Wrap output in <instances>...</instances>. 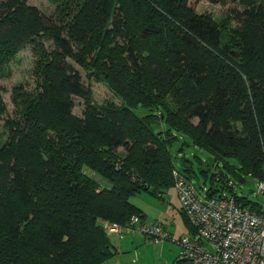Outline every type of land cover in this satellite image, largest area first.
<instances>
[{"label": "trees", "instance_id": "trees-1", "mask_svg": "<svg viewBox=\"0 0 264 264\" xmlns=\"http://www.w3.org/2000/svg\"><path fill=\"white\" fill-rule=\"evenodd\" d=\"M55 2L48 17L27 0L0 1V73L27 43L37 57L35 89H13L23 120L0 147V264H103L111 228L136 231L126 228L133 216L147 224L132 198H163L174 170L195 186L201 173L209 196L231 180L244 189L246 176L264 179V2L236 10L235 27L189 0ZM73 63L120 103L97 104ZM160 122L168 129L157 131ZM179 134L208 159L183 156L178 167Z\"/></svg>", "mask_w": 264, "mask_h": 264}, {"label": "rangeland", "instance_id": "rangeland-1", "mask_svg": "<svg viewBox=\"0 0 264 264\" xmlns=\"http://www.w3.org/2000/svg\"><path fill=\"white\" fill-rule=\"evenodd\" d=\"M2 1V0H0ZM190 4L197 12L202 15L210 16L219 25L227 24L228 26L235 27L234 12L236 10H243V4H250L252 0H189ZM258 2L264 0H257ZM30 5L37 6L45 16L50 17L53 15L56 2L55 0H27ZM45 44L49 47L52 43L47 38L44 39ZM32 43H27L8 64L7 72L0 73V87L2 89V98L4 104V112L0 118V147L13 138L12 125L15 121L21 122V108L12 100L14 87H20L22 91L28 93L33 91L36 87L37 76L35 73V64L37 62L36 55L33 54ZM73 65L81 71L84 77L86 86H90L93 92L94 100L97 104H104L108 101L120 103L119 99L112 93L104 82L90 81L87 78L86 72ZM9 74V75H8ZM75 107L74 113L81 115L84 105L83 99L74 98ZM137 114L144 116L148 110L141 105L134 108ZM197 122V120H195ZM154 128L157 131L166 130L168 126L165 123H156ZM174 157L178 155L175 162L178 167H181L180 160L183 156L192 158L195 165L198 166V158L202 157L208 159L207 155L202 148L192 144L188 135L179 134V139L171 147ZM199 156V157H198ZM198 157V158H197ZM231 168V167H230ZM199 171V167L196 169ZM105 186L111 185L107 179H104L97 173L88 172ZM200 173V172H199ZM203 175L200 173L199 179H194L196 187L203 184ZM247 182L244 184L243 192L245 196L253 201H259L264 205V195L258 194L257 181L249 176H246ZM262 180V178H259ZM239 181V179H236ZM206 185L209 186V183ZM207 187V186H206ZM175 188H170L167 191L165 199L154 198L147 192H142L140 195H145L149 199L144 204L145 211L147 212L146 219L149 223L152 220L163 224L164 228L168 231L169 238L165 240H156L148 238L143 233L134 230L124 231H109V237L113 245V254L106 259L104 264H176L181 254V246L176 240L185 234H188L195 228L189 222L190 230L188 231L186 220L184 219L181 210L179 209L180 201L177 200V191ZM254 191V192H252ZM173 198L172 203L169 199ZM134 199V198H132ZM179 199V197H178ZM141 202V201H140ZM261 209V207H260ZM261 211V210H260ZM189 263V262H187Z\"/></svg>", "mask_w": 264, "mask_h": 264}, {"label": "built area", "instance_id": "built-area-1", "mask_svg": "<svg viewBox=\"0 0 264 264\" xmlns=\"http://www.w3.org/2000/svg\"><path fill=\"white\" fill-rule=\"evenodd\" d=\"M180 206L193 230L178 243L181 255L191 264H264V205L261 211L243 204V188L230 181L221 193L209 196L179 170L173 171ZM257 193L264 195V179H256ZM115 226L111 230H118ZM128 230L135 228L149 238L165 240L168 232L158 224H143L133 216Z\"/></svg>", "mask_w": 264, "mask_h": 264}, {"label": "crops", "instance_id": "crops-1", "mask_svg": "<svg viewBox=\"0 0 264 264\" xmlns=\"http://www.w3.org/2000/svg\"><path fill=\"white\" fill-rule=\"evenodd\" d=\"M176 190V189H175ZM168 191V190H167ZM167 191H165L163 194H162V197L163 198H160V199H165L166 198V195H167ZM176 192V191H175ZM148 194H150L151 196H153L154 198H159V197H156V196H154L153 194H151V193H149V192H147ZM176 195H177V193H176ZM173 198H171V199H169V203H172V200ZM148 200H151V199H149V197H146L145 195H137V196H135L134 197V199H133V202L136 204V205H138L141 209H143L144 210V212H145V219H143L147 224H153V223H160V222H156V221H154V220H152L151 221V223H149L148 221H147V219H146V217H148L147 216V212L145 211V202L146 201H148ZM177 200H179L178 199V195H177ZM141 201V202H140ZM179 207V209L181 210V208H180V205L178 206ZM162 224V223H161ZM163 225V224H162ZM187 227H188V231L190 230V227L187 225ZM111 231H118V232H120L121 231V228H118V230H111ZM134 232H136V231H134ZM120 233H122V232H120ZM105 262V261H104ZM104 264V263H103Z\"/></svg>", "mask_w": 264, "mask_h": 264}, {"label": "water", "instance_id": "water-1", "mask_svg": "<svg viewBox=\"0 0 264 264\" xmlns=\"http://www.w3.org/2000/svg\"><path fill=\"white\" fill-rule=\"evenodd\" d=\"M252 192H254V191H252ZM187 264H191V263H187Z\"/></svg>", "mask_w": 264, "mask_h": 264}]
</instances>
